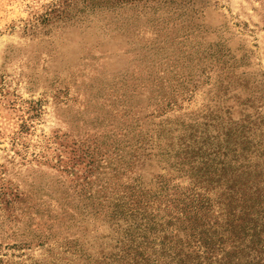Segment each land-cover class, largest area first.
<instances>
[{
	"label": "rangeland",
	"instance_id": "rangeland-1",
	"mask_svg": "<svg viewBox=\"0 0 264 264\" xmlns=\"http://www.w3.org/2000/svg\"><path fill=\"white\" fill-rule=\"evenodd\" d=\"M0 264H264V0H0Z\"/></svg>",
	"mask_w": 264,
	"mask_h": 264
}]
</instances>
